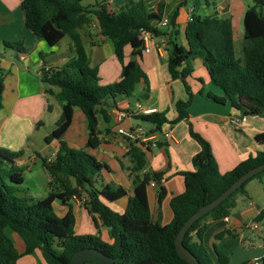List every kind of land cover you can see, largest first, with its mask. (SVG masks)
I'll return each instance as SVG.
<instances>
[{"label": "trees", "instance_id": "16d2710c", "mask_svg": "<svg viewBox=\"0 0 264 264\" xmlns=\"http://www.w3.org/2000/svg\"><path fill=\"white\" fill-rule=\"evenodd\" d=\"M87 0H23L25 26L49 46L58 45L61 38L72 39L76 59L60 68H42L41 81L46 93L53 95L62 106V114L53 132L46 137L48 143L59 142L55 157L42 159L43 167L50 176L49 194L39 200L19 196L24 183L27 166H19L25 151H11L0 147V264H17L26 255L41 253L45 264H67L79 250L95 248L114 258L116 264H189L178 254L176 236L186 222L201 207L220 196L234 181L250 169L264 163V152L239 163L232 171L221 174L210 144L189 124L190 136L200 145L193 157L194 171L183 172L185 191L174 196L170 202L173 219L167 225L153 221L147 188L151 182L159 186L158 204L167 195L162 185L164 172H145L146 154L140 146L132 145L128 151L133 168V196L126 211L120 214L111 209L102 199L115 202L127 196L123 187L103 185L98 188L95 179L108 166L84 149H75L63 140L72 124L74 109L85 115L88 128L87 146L98 148L103 139L99 122H109L106 107L108 99L117 96L130 97L145 73L136 60L125 63V48L130 46L133 55L141 54L144 45L140 39L142 29L156 37L167 36L169 49L168 69L172 79L184 83L188 99L178 101V116L175 124L189 117L188 108L193 93L187 83L193 71V62L201 59L212 83L221 88L224 97L210 95L216 102H230L244 116H264V0H255L259 7H248L243 17V58L235 56L233 25L230 18L217 14L203 16L194 11L187 22L185 36L188 47L177 44L179 34L177 19L181 8L188 0H179L169 6L159 0H129L118 10L112 11L106 0L95 4H83ZM210 7V0H203ZM155 6V9H152ZM167 15L170 31L163 33L158 23ZM95 18L100 35L112 44L114 54L122 65V78L118 82L103 85L99 69L91 65V59L83 43L80 29L90 26ZM5 47L24 51L21 42H5ZM4 80L0 74V108L3 107ZM142 122L154 126L152 132H161L168 123L164 112L137 116ZM255 140L264 145V133ZM264 176V171L249 179L228 199L196 221L187 232L184 245L201 264H227V256L215 246L214 259L203 242L207 229L201 225L208 217L222 220L230 215L233 198L244 191L247 183ZM74 197L83 198L84 208L91 215L96 229L103 227L110 242L100 236L78 235L75 232L76 217L70 202ZM34 201V202H33ZM68 207L63 217L54 214V203ZM264 219L261 211L258 221ZM13 235L24 243L25 250L19 253ZM38 264H42L39 262ZM86 264H99L88 261ZM264 264V260L263 263Z\"/></svg>", "mask_w": 264, "mask_h": 264}, {"label": "crops", "instance_id": "0c3cea01", "mask_svg": "<svg viewBox=\"0 0 264 264\" xmlns=\"http://www.w3.org/2000/svg\"><path fill=\"white\" fill-rule=\"evenodd\" d=\"M22 1L0 0V74L4 80L3 107L0 108V147L11 151H25L17 164L28 167L24 174V182L27 174L34 181L33 185L27 188L30 197L42 199L50 191V176L42 165V159H51L59 148L57 140L48 143L46 137L55 129L62 114V106L53 95L46 93V87L41 81V70L63 67L76 59V53L69 35L63 36L59 41L60 43L64 38L69 39L67 49L63 50L59 43L51 47L29 30L25 26L26 15L21 7ZM127 1L129 0H106L110 10L112 7L118 10ZM161 1L173 6L179 0ZM243 1L219 0L213 13L221 18L231 19L235 53L236 31L239 33V39L240 34L244 38L243 17L246 9L250 7ZM200 3H203L205 9L209 8L203 0H196L195 5ZM152 9L154 10L155 6H152ZM196 9L195 6L186 5L180 10L176 27L179 32L177 36L179 46L188 47L186 26L190 15ZM158 29L163 33L170 31V28L160 26ZM240 30L243 33H240ZM79 32L89 53L91 65L99 69L101 84L120 81L122 65L114 54L113 44L100 35L96 19L92 18L90 26L80 29ZM160 40L165 41L163 48L150 53L142 51L141 54L133 55L130 46L125 48V63L136 60L145 73V79L136 87V99L126 98V106L114 100L112 105L106 107L109 122L105 123L102 118L99 122L102 144L96 149L87 146V120L79 108L74 109L72 124L63 140L72 148L84 149L108 166V170H104L96 177L95 185L98 188L109 185L113 188L126 189L127 196L118 201L108 202L102 199L111 209L123 214L133 196V163L128 151L136 144L120 135L117 130L120 127L126 129L143 127L155 135L158 139L157 146L149 147L148 150L142 148L146 154V167L143 173H165L162 185L167 195L162 204H158L157 184L155 186L150 184L147 194L152 220H160L162 225H167L173 219L170 206L172 198L185 191L184 176L181 173L195 170L192 159L200 151V145L190 136L189 124L210 144L219 172L226 174L242 161L264 152V145L255 140L258 134L264 133V116H246V122L239 129L235 128L231 118L243 114L233 108L230 102L222 104L210 97V95L224 97V92L212 83L203 61L196 59L193 62L194 71L186 79L193 93V100L188 108L189 117L175 124L170 123L178 116L176 103L186 101L188 94L184 83L179 79H172L169 72V49L172 46L168 45V37H156V42ZM5 42H21L26 50L7 48ZM139 104L166 114L169 122L163 126L161 132H152L153 125L137 118L140 115ZM116 111L126 112L129 116L120 124H116L113 119ZM167 131H171L172 137L169 139L164 137ZM76 133L78 137L73 136ZM37 164L39 167L35 166ZM263 187V176L249 181L244 191L233 198L234 207L228 216V222L223 219L213 220L211 217L202 221L201 225L207 226L203 242L214 259L215 246L227 256V264H253L255 258L264 256V229H260L263 220H257L261 211H264ZM83 200L74 197L70 201L76 217L75 232L79 233V230L84 234L94 233L91 235L100 236L104 241L110 242L108 232L103 227L94 229L93 232L92 229H83L84 225L93 222L91 215L84 208ZM59 206L56 201L53 207ZM61 206L59 212L63 217L68 208L62 204ZM14 236L18 250L17 241L20 239L17 235ZM24 250L22 241L18 251L23 253ZM35 254L37 263L45 264L41 253L37 251Z\"/></svg>", "mask_w": 264, "mask_h": 264}, {"label": "water", "instance_id": "95a60500", "mask_svg": "<svg viewBox=\"0 0 264 264\" xmlns=\"http://www.w3.org/2000/svg\"><path fill=\"white\" fill-rule=\"evenodd\" d=\"M262 171H264V163L244 173L241 177L234 181L220 196L201 207L197 212H195L186 220V222L179 230L175 240L176 250L181 258H183L189 264H201L197 257L184 245V239L187 232L196 221L219 206L234 192L241 188L245 184V182ZM88 261H94L99 264H116V260L114 258L107 256L106 254L95 248H84L79 250L74 254V256L67 264H86V262Z\"/></svg>", "mask_w": 264, "mask_h": 264}, {"label": "built area", "instance_id": "2783aa9c", "mask_svg": "<svg viewBox=\"0 0 264 264\" xmlns=\"http://www.w3.org/2000/svg\"><path fill=\"white\" fill-rule=\"evenodd\" d=\"M158 26L162 28H167V29L170 27L169 18L167 15L163 16L162 20L158 23ZM140 39L142 40L143 45H144L143 51L147 53H150L151 51L155 49L161 50L165 44L164 40H160L159 42H156V36L152 32L144 30V29L140 31ZM138 110L140 114H144V115H148V114L156 112L155 109L147 108L143 106L142 104L138 105ZM128 116L129 114L126 112L116 111V113H114L113 115V119L116 124H120ZM246 120H247V117L244 115H241L239 117H232L231 123L233 124L235 128L239 129L242 126V124L246 122ZM117 132L123 137L127 138L129 141L137 144L144 150H148L149 147H156L158 144L157 137L155 135L150 134L149 131L143 127H136V128H130V129L120 127L117 130ZM164 137L167 139L171 138L172 137L171 131L165 132ZM55 155L56 153L53 154L51 159H48V160L51 161L55 157ZM150 184L152 186L156 185L154 181L151 182ZM223 220L228 222L229 217L228 216L224 217ZM263 260H264V256L257 257L255 258L253 264H262Z\"/></svg>", "mask_w": 264, "mask_h": 264}, {"label": "rangeland", "instance_id": "374dc122", "mask_svg": "<svg viewBox=\"0 0 264 264\" xmlns=\"http://www.w3.org/2000/svg\"><path fill=\"white\" fill-rule=\"evenodd\" d=\"M98 1H101V0H98ZM95 0H87V1H85L83 4H85V5H88V4H90V3H93V4H95ZM195 2H196V0H188V2H187V6H195L197 9H196V12L198 13V14H201V15H203V16H210V15H213V13H214V8H215V6H216V4H218L219 3V0H210V2H211V6L208 8V9H205V7H204V5H203V3H200V5H195ZM244 2V4H246V6L248 7V6H250V7H254V6H257V7H259L258 6V4H256V1L255 0H244L243 1ZM109 5V4H108ZM113 9H115V7L113 8L112 7V9L111 10H113ZM260 10H262V12H263V14H264V7H260L259 8ZM116 10V9H115ZM114 11V10H113ZM209 13H211V14H209ZM243 24V23H242ZM242 30H244V27H243V25H242ZM242 30H240V33H243L242 32ZM236 36H237V43H236V53H235V56H236V58L238 59V60H240V59H242V57H243V52L241 51L242 50V44H243V41H244V38L241 36V34H240V39H239V33H237V31H236ZM68 38H64L60 43H59V46L61 47V49H63V50H65V49H67V43H68ZM137 93L135 92L132 96H130V97H126V96H117L116 98H115V101L116 102H118V103H120V104H123L124 106H126V104H127V102L125 101V99L126 98H129V99H136L137 98ZM113 99L112 98H109L108 99V104L109 105H112L113 104ZM73 136H75V137H78V134L76 133L75 135H73ZM35 166H37V167H39V165L37 164V165H35ZM26 177V181L23 183V185H22V187H21V191H22V193H18V195L19 196H22V197H26V198H28V199H33V200H39L40 199V197H30V195L28 194V192H27V188L28 187H31L32 185H33V180H31V178H29L28 177V174H27V176H25ZM264 177V176H263ZM264 188V187H263ZM262 191H263V195H262V198L264 199V189H262ZM27 193V196H25V194ZM34 202V201H33ZM57 203H59V208H55L54 207V214L56 215V216H58V217H61V215H60V210L62 209V206H61V204H60V202H58L57 201ZM68 208V207H67ZM261 228L260 229H264V219H263V223L261 224V226H260ZM83 229H92V232H93V230L94 229H96L95 227H94V224H93V222L92 221H90V225H84V228ZM78 232L79 233H76V234H78V235H82V234H84V233H82L83 231H79L78 230ZM91 234H94V233H86V234H84V235H90V236H94V235H91ZM263 235V234H262ZM13 239H14V241H15V236L13 235ZM20 239V238H19ZM21 240V239H20ZM20 240H18L17 241V246H18V250H20V245H22V240L20 241ZM35 255L36 254H34V255H28V256H23V258L21 257V259H19V264H38L37 263V261H36V257H35ZM35 260V261H34Z\"/></svg>", "mask_w": 264, "mask_h": 264}]
</instances>
